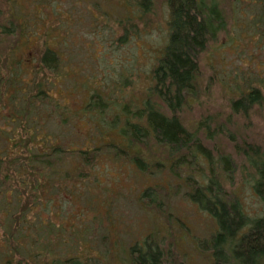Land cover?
Wrapping results in <instances>:
<instances>
[{
    "label": "rangeland",
    "instance_id": "rangeland-1",
    "mask_svg": "<svg viewBox=\"0 0 264 264\" xmlns=\"http://www.w3.org/2000/svg\"><path fill=\"white\" fill-rule=\"evenodd\" d=\"M132 5L0 0V31L16 27L0 38V158L14 161L0 175V264L72 258L133 264L132 250L146 243L170 261L210 264L205 246L217 226L188 199V180L205 184L211 167L222 172L221 158L230 166L224 169L230 173L225 190L238 194L251 218L262 215L264 206L252 189L254 162L244 160L241 147L264 153V106L232 108L251 87L264 92V25H253L260 6L205 0L206 8L220 12L223 29L200 53L197 95L179 117L211 159L195 152V161L181 164L176 177L171 168L179 155L122 133L150 92L156 59L167 43L163 2L155 0L143 19ZM47 51L58 59L56 70L43 63ZM94 95L102 96L103 111L88 108ZM106 145L118 147L120 155L103 153ZM54 148L91 151L95 160L66 157L49 166L28 159ZM138 155L143 170L134 162ZM255 162L263 167L264 161ZM155 189L164 190L167 200L151 193L152 202L148 190Z\"/></svg>",
    "mask_w": 264,
    "mask_h": 264
},
{
    "label": "trees",
    "instance_id": "trees-1",
    "mask_svg": "<svg viewBox=\"0 0 264 264\" xmlns=\"http://www.w3.org/2000/svg\"><path fill=\"white\" fill-rule=\"evenodd\" d=\"M128 1L130 5H132L131 2H134L132 5L135 8L134 11H136V6H139L142 19L143 16L150 13L151 6L155 3V0ZM161 1L168 10L166 18L167 43L156 59V66L152 71L150 92L146 93V98L142 102L140 110L137 111L139 113L132 115V122H134L127 121L122 133L131 137L133 142L151 139L162 146L171 157L179 155L172 162L171 170L176 177H180L177 174L179 166L185 162L192 164L195 161V152L203 150L206 154L204 155L211 159L198 137L190 133L182 123L179 113L187 101L197 95L199 55L204 51L206 45L214 40V34L218 28L219 31L223 29V20L215 6L206 8L205 0ZM251 1L260 6L259 20L253 23L256 28H260L264 25V0ZM20 26L22 27L21 24ZM15 28L12 25L4 27L0 31V38L12 35ZM8 32L12 33L7 35ZM2 56L3 52H0V60ZM14 63H17L18 67L21 64L19 60ZM43 63L50 70H56L59 62L53 52L47 51L44 54ZM8 69L10 68L8 67ZM156 98L159 100L158 104L154 101ZM250 98L247 94L241 95L240 99L233 104V111L246 112L248 105L264 102L258 98L256 92ZM101 104H104L102 96L94 95L88 108L103 111L105 108ZM124 111L130 112L127 108ZM137 121H144V126H139ZM113 125L116 127L118 124L114 122ZM222 134L229 136L225 132ZM241 149L245 157L244 160L254 162L251 168L249 167L254 177L252 189L264 206V164L260 169L256 167L255 162L264 161V155L259 151H244L243 146ZM101 151L120 155V150L114 145H106ZM66 157H78L87 163L95 160V155L91 151H62L60 148H54L53 152L48 154H33L28 159L33 161L32 163L52 166L53 163ZM133 159L139 169L143 170L142 163L144 161L140 159V156ZM226 160L225 158L220 160L223 162L220 163L222 169L220 174L215 173L214 167H211L209 180L205 184L188 180L190 187V192L187 193L188 199L209 215L217 226V231L206 241L205 246L211 254L210 264H264V210L260 217L251 218L243 207L238 194H230L225 190L223 181H226L227 175L230 174L224 170L230 168ZM12 163L14 161L8 162L0 158V175L4 168ZM148 191L151 200V193H154V198L158 201L160 199L167 200L163 194L164 190ZM153 200L152 202L155 201ZM131 255L133 264H182L175 258L172 261L168 260L161 249L154 247L151 243H146L143 249L136 247L132 250ZM5 264H26V260H9ZM52 264L85 263H82L78 258H72L64 262L54 261Z\"/></svg>",
    "mask_w": 264,
    "mask_h": 264
},
{
    "label": "flooded vegetation",
    "instance_id": "flooded-vegetation-1",
    "mask_svg": "<svg viewBox=\"0 0 264 264\" xmlns=\"http://www.w3.org/2000/svg\"><path fill=\"white\" fill-rule=\"evenodd\" d=\"M254 92H256L257 93V96H258V98H260V99H262V100H264V92L261 90V89H258V88H255V89H253L252 87L248 90V92L246 93L248 96H249V98L253 95V93ZM251 99V98H250ZM264 106V102H260L259 104H253V105H248V107H247V110L246 111H248V110H250L252 107H254V106ZM262 155H264V153H262Z\"/></svg>",
    "mask_w": 264,
    "mask_h": 264
}]
</instances>
